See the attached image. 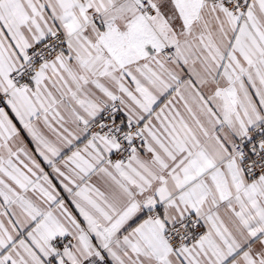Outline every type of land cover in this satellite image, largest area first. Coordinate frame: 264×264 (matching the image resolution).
Here are the masks:
<instances>
[{
  "label": "snow or ice",
  "instance_id": "obj_1",
  "mask_svg": "<svg viewBox=\"0 0 264 264\" xmlns=\"http://www.w3.org/2000/svg\"><path fill=\"white\" fill-rule=\"evenodd\" d=\"M0 264H264V0H0Z\"/></svg>",
  "mask_w": 264,
  "mask_h": 264
}]
</instances>
